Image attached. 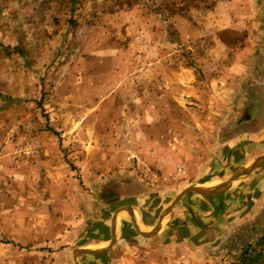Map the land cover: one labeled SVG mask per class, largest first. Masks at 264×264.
Listing matches in <instances>:
<instances>
[{
	"label": "rangeland",
	"instance_id": "374dc122",
	"mask_svg": "<svg viewBox=\"0 0 264 264\" xmlns=\"http://www.w3.org/2000/svg\"><path fill=\"white\" fill-rule=\"evenodd\" d=\"M259 48L264 0H0V264H264V165L205 197L210 215L183 198L195 236L166 218L156 240L74 253L113 213L109 194L152 208L181 180H228L257 159L235 137Z\"/></svg>",
	"mask_w": 264,
	"mask_h": 264
},
{
	"label": "crops",
	"instance_id": "0c3cea01",
	"mask_svg": "<svg viewBox=\"0 0 264 264\" xmlns=\"http://www.w3.org/2000/svg\"><path fill=\"white\" fill-rule=\"evenodd\" d=\"M259 54V55H258ZM257 58L255 61H253V58L248 59V64L251 66H254V69H251V66L244 67L243 70L245 73L242 75V85H241V92H242V99H241V115L240 119L237 121V123L247 126L248 130H242L241 135H237L235 137L237 140H241L240 142L244 143V140H252L250 143L249 141L245 144L247 151L245 152V156L254 155L258 157L264 156V49L261 51L259 48V52L257 53ZM246 65V64H245ZM248 68V69H247ZM234 79L229 81V79L226 80V87L229 96H232V100H230L231 104L234 105V97H233V91H234ZM228 96V97H229ZM228 120V119H227ZM227 126L225 127L226 135L223 138L222 145L229 147L232 146L231 142L234 137L233 131H231L232 135L230 134V121H226ZM244 129V128H243ZM152 136L154 140H157L159 136L157 137L156 134L152 133ZM162 141L164 140V137H161ZM225 139V140H224ZM262 146H259V145ZM238 146V145H237ZM235 144L230 148H237L235 147ZM152 148V147H151ZM147 150V151H146ZM146 154L149 155L152 159L159 161V156L165 155V151H158L157 149H154V151H150L151 149H146ZM230 149L228 155L231 156V154L234 152ZM170 172V171H169ZM171 173V172H170ZM169 174V173H168ZM179 175V173H177ZM168 178V177H166ZM226 180L223 178H220L218 176H207V177H199L197 178V184H200L201 187H206L210 189H215L208 187V184H217V186L223 184ZM258 188L264 192V178L259 179L258 181ZM188 181L181 180L177 182V184L174 186L173 191H169L165 193L164 195H159V199L155 200L151 205L152 208L145 207L143 205L145 203L146 196H138L137 193H130L126 194L125 192H114L112 194H109L110 197L108 200L110 201V205H114V211L113 213L107 214L104 212L101 216H99L98 219H96V222L93 223L92 228H89L84 233V240L79 244V247L74 250V253H77V255L81 254H88L93 256H101L105 253H107L109 250H111L113 247L118 245L119 238L123 237L125 239H129L133 236H141L143 238H147L148 240H156L163 232V224L165 223L166 218L174 219V220H182L184 219L185 227H188L191 231V234L195 236L197 232H200L201 228L198 227V222L195 217V213L192 214L190 212L189 214V220H186L187 217H185L183 212H178L176 206L178 204H181L183 202V198L187 197L189 193H193V197H187L191 198L194 205L187 203L189 209L193 206L196 207L198 204L197 202H200L203 204V206H200V214L210 215L212 214V203L206 202L203 203L204 198L208 195H201L198 193H195L194 191H188L185 194L182 195L181 199L174 205V207L170 210V212L166 215H163L165 210L171 205L175 199L188 187L194 186L188 185ZM261 184V186H260ZM161 186H164L163 183H160ZM137 187V186H136ZM167 187V186H165ZM163 188V187H162ZM168 188V187H167ZM136 191V190H135ZM169 193H172L171 195ZM223 193V192H222ZM222 193H219L218 195H221ZM167 196H171V199L165 198ZM107 196V195H106ZM165 196V197H164ZM103 198H106L105 195ZM136 198V199H135ZM164 198L166 200H164ZM214 203L217 204L216 198ZM144 201V202H143ZM208 204V205H206ZM150 205V206H151ZM206 209V212H204ZM208 211V212H207ZM213 218V222H214ZM206 220V219H205ZM161 221V222H160ZM160 223V226L157 228L158 224ZM168 225V223H167ZM166 225V226H167ZM216 225V224H215ZM165 226V227H166ZM157 228V229H156ZM72 233H70L71 235ZM58 236H66V234H59ZM57 236V237H58ZM193 236V237H194ZM57 237L53 239V242L56 246H62L65 245V240H59ZM116 238V241L111 244V241L113 238ZM90 246H98V248L91 249V250H101L105 249V251L97 254L93 253H82L81 250L83 249H89ZM78 256H76L78 258Z\"/></svg>",
	"mask_w": 264,
	"mask_h": 264
},
{
	"label": "water",
	"instance_id": "95a60500",
	"mask_svg": "<svg viewBox=\"0 0 264 264\" xmlns=\"http://www.w3.org/2000/svg\"><path fill=\"white\" fill-rule=\"evenodd\" d=\"M261 165H264V156L258 157L249 166H243L242 168H240L230 179L226 180L223 184L219 185L215 189H210V188L201 187V186L199 187V186H196V185L186 188L175 199V201L171 205H169V207L165 210L163 215L168 214L170 212V210L174 207V205L181 199L182 195L185 194L186 192L194 191L195 193H198V194H201V195H208V196L225 192L227 189H229V187L231 186V184L235 180L250 175L252 173V171H254L256 168L260 167ZM159 226H160V223L158 224L157 228ZM115 241H116V238L114 237L112 239L110 245H112ZM103 251H105V249H101V250L83 249V250H81L82 253H93V254L101 253Z\"/></svg>",
	"mask_w": 264,
	"mask_h": 264
},
{
	"label": "bare ground",
	"instance_id": "6f19581e",
	"mask_svg": "<svg viewBox=\"0 0 264 264\" xmlns=\"http://www.w3.org/2000/svg\"><path fill=\"white\" fill-rule=\"evenodd\" d=\"M207 186H208V187H211V188H216V187H218L217 184H208Z\"/></svg>",
	"mask_w": 264,
	"mask_h": 264
}]
</instances>
